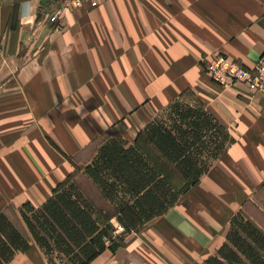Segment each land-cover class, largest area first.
<instances>
[{"label":"crops","instance_id":"1","mask_svg":"<svg viewBox=\"0 0 264 264\" xmlns=\"http://www.w3.org/2000/svg\"><path fill=\"white\" fill-rule=\"evenodd\" d=\"M218 53L247 67L258 61L264 0H99L74 9L0 0V213L42 205L103 141L135 143L180 98L219 117L228 147L168 212L134 221L117 250L88 264H197L215 254L232 216L264 184V94L212 80L206 66ZM17 223L26 228L22 215ZM46 261L32 241L9 264Z\"/></svg>","mask_w":264,"mask_h":264},{"label":"trees","instance_id":"2","mask_svg":"<svg viewBox=\"0 0 264 264\" xmlns=\"http://www.w3.org/2000/svg\"><path fill=\"white\" fill-rule=\"evenodd\" d=\"M143 139L182 176L180 186L167 173L168 166L148 154ZM230 139L229 129L211 109L175 99L146 125L135 143L106 139L85 165V179L97 187L101 203L73 173L42 205L24 204L26 228L1 212L0 264L28 251L32 241L47 257L42 264H88L108 247L117 250L119 242L109 244L113 218L130 231L134 221L145 223L168 212L210 170ZM262 186L232 216L219 250L197 264H264Z\"/></svg>","mask_w":264,"mask_h":264},{"label":"built area","instance_id":"3","mask_svg":"<svg viewBox=\"0 0 264 264\" xmlns=\"http://www.w3.org/2000/svg\"><path fill=\"white\" fill-rule=\"evenodd\" d=\"M98 2L99 0H64V5L74 9L84 3L97 5ZM206 71L212 80L222 85L242 82L253 92L264 94V53L252 67H247L224 53H218L209 60ZM123 227L121 224V228Z\"/></svg>","mask_w":264,"mask_h":264},{"label":"rangeland","instance_id":"4","mask_svg":"<svg viewBox=\"0 0 264 264\" xmlns=\"http://www.w3.org/2000/svg\"><path fill=\"white\" fill-rule=\"evenodd\" d=\"M57 11V10H56ZM141 143L143 145V147L147 150L148 154L156 161L162 163L164 162V159L159 155L158 152H156V149L152 147V145L146 141L145 139L141 140ZM91 154V153H89ZM88 155V154H86ZM96 155V153L93 155V157ZM92 157V158H93ZM83 162L86 163L87 160L83 159ZM81 160L78 161V164L76 163L75 167L76 170L74 172V176L77 180H81V182L84 183L86 190L97 200V201H101L99 193H98V189L96 186H93L92 184H90L89 182H87V180L85 179L84 176V167L85 164L83 163ZM166 164V162H164ZM167 165V164H166ZM264 185V184H263ZM263 187V186H262ZM101 203V202H100ZM32 206V204H30ZM10 216L12 218H14L16 220V222H18L19 220V216H21L20 211H18V209H16L14 212H10ZM128 231L126 230L125 227L121 228V223L118 221H115V224L113 225V230L110 234L111 240L110 243L115 242H120L122 240V237L127 233Z\"/></svg>","mask_w":264,"mask_h":264}]
</instances>
